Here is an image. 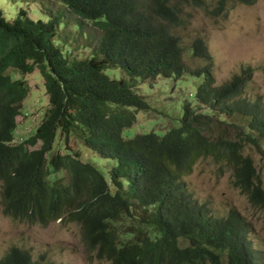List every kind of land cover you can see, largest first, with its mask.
Listing matches in <instances>:
<instances>
[{"label": "trees", "instance_id": "16d2710c", "mask_svg": "<svg viewBox=\"0 0 264 264\" xmlns=\"http://www.w3.org/2000/svg\"><path fill=\"white\" fill-rule=\"evenodd\" d=\"M55 1L77 17L74 26L82 35L87 21L97 25L101 35L92 55L70 58L59 37L66 26L61 11L33 18L29 7L19 6L7 19L0 7L2 212L41 226L54 221L76 224L89 260L261 264L245 217L235 208L225 215L211 213L183 178L198 160L211 157L221 171L231 169L233 185L264 210L260 175L252 157L243 154L247 142L264 151V108L243 94L250 69L242 68L216 86L209 63L186 66L184 45L174 32L185 24L187 7L218 16L237 3L257 0ZM194 39L189 48L208 58L205 42L199 36ZM118 66L127 76L104 71ZM10 67L22 74L37 68L48 96L41 120L18 142L13 140L16 116L29 85L23 77H14ZM188 74L199 81L196 103L181 101L176 125L173 117L161 133L150 129L123 134L137 110L150 106L135 89L136 78L162 75L177 81ZM216 108L231 116H249L250 130H240L241 123L225 119ZM72 131L99 156L112 160L108 169L70 147L53 150L57 132L67 143ZM0 264L55 263L34 260L28 250L11 245L0 255Z\"/></svg>", "mask_w": 264, "mask_h": 264}, {"label": "rangeland", "instance_id": "374dc122", "mask_svg": "<svg viewBox=\"0 0 264 264\" xmlns=\"http://www.w3.org/2000/svg\"><path fill=\"white\" fill-rule=\"evenodd\" d=\"M19 6L29 7L28 12L33 18L49 12H62L66 26L59 31V37L64 40V44L59 43L62 44L64 52H69L70 58H84L95 52L101 30L91 21L84 22L82 35L78 27L74 26L77 17L55 0H21L20 4L11 0H0V7L7 19L15 15ZM185 11V24L179 25L174 32L184 45L183 59L186 66L195 69L209 63L214 77L213 84L216 86L229 81L232 75L240 73L242 68L249 67L250 76L243 94L251 102L258 100L264 108V0H257L251 5L237 3L218 16L206 15L201 9L193 7H187ZM197 36L205 42L210 55L208 58L189 48ZM98 55L101 56L100 53ZM9 71L13 72L14 77H23L29 85L20 113L16 116L18 124L13 140L18 142L31 134L41 120L48 104V96L44 90L42 75L37 68L25 74L14 67H10ZM104 71L110 76H127L119 66L109 67ZM198 83L197 78L189 74L177 81L173 77L166 80L162 75L153 79L136 78L135 89L145 96L150 106L137 110L136 120L124 129L123 134L132 136L135 132L150 129L161 133L171 126L170 120L173 117V125H176V118L181 114V101L191 99L192 104L196 103L195 87ZM214 112L227 120L241 123L240 130H250L249 116L227 115L218 108ZM38 145L39 143L36 146ZM66 147L78 151L84 159L95 161L101 168L108 169L113 163L111 159L102 158L86 146L76 131L71 132L67 143L60 139L57 132L53 150L61 149L65 152ZM243 154L252 157L264 189V151L247 142ZM183 178L194 197L204 203L211 213L225 215L235 208L245 217L251 245L261 252V264H264V210L258 207V203L251 204L248 196L233 185L234 174L231 169L221 171L213 158L207 157L198 160L193 165V170ZM111 188L114 189L113 186ZM11 245L28 250L34 260L42 263L110 264L107 260L88 259L76 224L63 226L54 221L41 226L15 221L2 212L0 204V255Z\"/></svg>", "mask_w": 264, "mask_h": 264}]
</instances>
